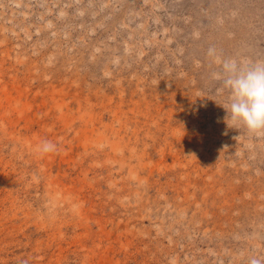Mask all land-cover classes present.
Here are the masks:
<instances>
[{
	"label": "rangeland",
	"instance_id": "rangeland-1",
	"mask_svg": "<svg viewBox=\"0 0 264 264\" xmlns=\"http://www.w3.org/2000/svg\"><path fill=\"white\" fill-rule=\"evenodd\" d=\"M218 58L264 60V0H0V264H264Z\"/></svg>",
	"mask_w": 264,
	"mask_h": 264
},
{
	"label": "clouds",
	"instance_id": "clouds-1",
	"mask_svg": "<svg viewBox=\"0 0 264 264\" xmlns=\"http://www.w3.org/2000/svg\"><path fill=\"white\" fill-rule=\"evenodd\" d=\"M218 63L221 72L214 73V76L222 79L230 93L227 119L235 127L264 130V60L243 62L234 58H218ZM55 150L56 145L48 140L41 142L38 148L41 154Z\"/></svg>",
	"mask_w": 264,
	"mask_h": 264
}]
</instances>
